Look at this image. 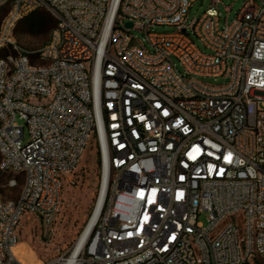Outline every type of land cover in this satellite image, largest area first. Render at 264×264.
Segmentation results:
<instances>
[{"label": "built area", "instance_id": "built-area-1", "mask_svg": "<svg viewBox=\"0 0 264 264\" xmlns=\"http://www.w3.org/2000/svg\"><path fill=\"white\" fill-rule=\"evenodd\" d=\"M197 1L0 0V171L24 179L16 201L0 194V264H25V219L52 239L92 139L98 202L47 264L264 261V0L225 27L217 0L189 25ZM39 10L57 26L28 50L15 30Z\"/></svg>", "mask_w": 264, "mask_h": 264}, {"label": "rangeland", "instance_id": "rangeland-1", "mask_svg": "<svg viewBox=\"0 0 264 264\" xmlns=\"http://www.w3.org/2000/svg\"><path fill=\"white\" fill-rule=\"evenodd\" d=\"M213 1L215 0L197 1L190 9L188 15L189 25L200 20L211 8ZM217 1H219L217 9L221 14V27H225L226 24H232L242 7L243 0ZM2 19L3 16H0V25ZM24 24V22H20L17 25L14 37L20 46L28 50H38L44 47L50 41L52 33L55 30V27L51 25L40 35H31L23 32ZM156 31L158 33L170 34L175 29L163 27L158 28ZM133 34L140 41L145 42L144 36L140 32L135 31ZM208 82L218 84L214 80H208ZM17 122L21 127H25L24 142H29L30 136L24 122L20 120ZM9 180V175L0 174V194L6 200L16 201L21 195L24 179L22 176H19L18 186L13 189L7 186ZM101 182L102 173L97 147L92 139L82 156L78 168L65 181L64 206L52 239L45 240L41 237L38 223L34 221L27 222L28 219L24 220V227L21 230V241L22 244L26 245L27 250L34 253V264L51 263L72 250L95 210ZM207 217V214L200 216V222L205 226L208 225ZM252 264H264V261L256 259Z\"/></svg>", "mask_w": 264, "mask_h": 264}, {"label": "trees", "instance_id": "trees-1", "mask_svg": "<svg viewBox=\"0 0 264 264\" xmlns=\"http://www.w3.org/2000/svg\"><path fill=\"white\" fill-rule=\"evenodd\" d=\"M21 22L25 23L23 32L31 35H40L47 27L52 25L56 28L57 26V20L47 10L36 11L24 18ZM1 160L0 155V164ZM0 174H2L1 171Z\"/></svg>", "mask_w": 264, "mask_h": 264}, {"label": "bare ground", "instance_id": "bare-ground-1", "mask_svg": "<svg viewBox=\"0 0 264 264\" xmlns=\"http://www.w3.org/2000/svg\"><path fill=\"white\" fill-rule=\"evenodd\" d=\"M101 206H102V200L100 201V203H99V205H98V207H97V210H96L95 216H94V218H93V220H92V223H91V225H90V227H89L88 230H90V228H91V226H92L94 220L96 219V217H97V215H98V213H99V211H100V209H101ZM87 232H88V231H87ZM17 251H18V254H19L20 259H21L25 264H34V259H35V257H34V253H33V252H30L29 250H27L26 245L21 244V245L18 247Z\"/></svg>", "mask_w": 264, "mask_h": 264}, {"label": "water", "instance_id": "water-1", "mask_svg": "<svg viewBox=\"0 0 264 264\" xmlns=\"http://www.w3.org/2000/svg\"><path fill=\"white\" fill-rule=\"evenodd\" d=\"M131 27V26H130Z\"/></svg>", "mask_w": 264, "mask_h": 264}]
</instances>
